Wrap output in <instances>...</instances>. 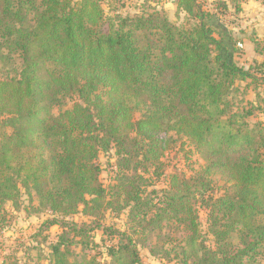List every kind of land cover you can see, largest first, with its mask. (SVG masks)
<instances>
[{
    "label": "trees",
    "instance_id": "obj_1",
    "mask_svg": "<svg viewBox=\"0 0 264 264\" xmlns=\"http://www.w3.org/2000/svg\"><path fill=\"white\" fill-rule=\"evenodd\" d=\"M173 1L191 22L151 4L122 15L103 0H0V63L19 61L14 75L0 73V220L24 193L49 213L32 264H145L138 247L157 254L152 236L171 234L179 242L162 257L173 250L176 264H264V121H248L260 106L235 102L264 83V38L252 39L262 59L238 64L215 12ZM177 141L186 161H203L190 174L163 170ZM109 151L105 185L99 156ZM122 213L126 228L102 223ZM1 264L31 263L8 254Z\"/></svg>",
    "mask_w": 264,
    "mask_h": 264
},
{
    "label": "rangeland",
    "instance_id": "obj_2",
    "mask_svg": "<svg viewBox=\"0 0 264 264\" xmlns=\"http://www.w3.org/2000/svg\"><path fill=\"white\" fill-rule=\"evenodd\" d=\"M203 8V10L215 12L216 18L213 23L223 32L225 36H231L234 44L227 42V46L232 50L236 48L233 53V59L238 63L247 66L254 60H261L262 56L257 55L253 51L252 39L264 38V5L262 0H225L227 9L218 6L217 0H196ZM239 1L241 3V10L234 12V4ZM157 2V3H156ZM156 2L146 0H103V6L109 14L118 11L122 15L133 14L141 12L147 4L155 5L157 9L162 10L169 20L179 26H184L185 23L191 22L188 16L181 10H178L173 0H156ZM156 3V4H154ZM107 4V5H106ZM234 46V47H232ZM19 61L11 63H0V73L14 75L19 68ZM244 83H241V86ZM242 97L243 102H239ZM235 102L239 106H245L246 101L252 102L255 106H260L254 111V116L248 118L250 123L258 120L264 121V83H254L252 86L235 97ZM248 106V105H247ZM57 112V108L53 109ZM135 118L140 116V112H135ZM183 152L179 150V142L177 141L172 147L167 150L163 156L164 167L163 170L169 172L175 170L177 172H184L190 174L191 170H196L203 164L202 159L197 152L191 154L189 160L183 158ZM116 162V158L112 151L101 153L99 156V163L102 171L100 173V180L107 185L113 178L112 164ZM161 185V183H160ZM212 185L214 186V193L220 194L225 186L224 181L219 176H212ZM32 204V205H31ZM36 198L30 203L27 195L24 193L19 199L18 208H14L12 203L5 204V212L3 218L0 220V264L5 256L14 254L21 262L27 261L34 263L39 257L38 251L44 248L47 244L43 241V236H36L38 225L46 218L49 213L37 208ZM200 219V231L206 244H213V236L210 234L209 226L206 220V213L203 208H198ZM125 213L118 217L107 214L102 223L105 225H113L117 228H126ZM76 220H86L89 218L82 215L74 216ZM57 227H53L51 232L56 233ZM95 239L100 238V230H96ZM43 235V234H42ZM173 240L167 241L165 238L157 239L155 235L152 236L150 244H156L159 253L152 254L148 247L139 246V256L145 264H176L173 257V250H171L170 259L163 258V251L161 248L171 249L172 244H178L179 235L171 234ZM38 241V242H37ZM33 247V248H32ZM39 249V250H38ZM45 249V248H44ZM76 249V248H75ZM78 250V249H77ZM44 255V253H41ZM43 257V256H42ZM40 264H47L44 259H41Z\"/></svg>",
    "mask_w": 264,
    "mask_h": 264
}]
</instances>
